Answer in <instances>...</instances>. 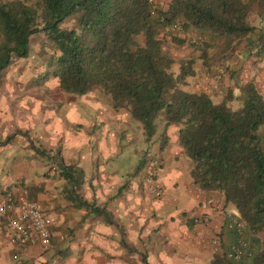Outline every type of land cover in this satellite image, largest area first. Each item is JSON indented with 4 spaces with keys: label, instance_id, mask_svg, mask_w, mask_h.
Returning <instances> with one entry per match:
<instances>
[{
    "label": "trees",
    "instance_id": "16d2710c",
    "mask_svg": "<svg viewBox=\"0 0 264 264\" xmlns=\"http://www.w3.org/2000/svg\"><path fill=\"white\" fill-rule=\"evenodd\" d=\"M263 13L264 0H168L166 8L152 0H0V71L25 58L30 37L42 34L50 68L42 76L55 79L60 91L107 96L113 109H128L146 140L155 135L156 122L178 125L176 144L190 163L193 187L220 195L258 240L254 252L246 248L235 259L220 250L207 264H264V99L250 82L219 104L203 92L182 90L195 75L196 60L208 61L209 48L217 45L216 54H223L253 35L256 54H264V33H255L252 22ZM177 31L202 40V46H189L200 56L174 61L166 53L163 35L187 44L171 34ZM233 100L239 102L235 109L227 106ZM159 136L163 147L166 134ZM57 167L67 201L85 202L77 194L82 170ZM106 223L115 224L107 212Z\"/></svg>",
    "mask_w": 264,
    "mask_h": 264
},
{
    "label": "crops",
    "instance_id": "0c3cea01",
    "mask_svg": "<svg viewBox=\"0 0 264 264\" xmlns=\"http://www.w3.org/2000/svg\"><path fill=\"white\" fill-rule=\"evenodd\" d=\"M152 2L162 6L160 0ZM165 2L164 8L168 0ZM255 24V33H264V13L260 24ZM257 48L258 42L252 35L228 52L217 55V50L214 51L216 59L231 60L227 68L220 69L223 82L214 93L235 94L240 85L252 80L264 95V54H256ZM200 73L192 86L202 81L198 82L201 91L213 94L208 86L210 77H215L217 72L207 66ZM90 107L93 112L99 111L96 104ZM76 109L72 107L63 117L70 126L83 124L80 130L71 132L60 126L59 119L51 121V116L41 119V124L65 141L58 154L61 162L50 157L41 146L34 151L25 144L21 148L26 155L14 161L13 173L4 166L1 168L4 176L0 201L6 193H13L24 194L27 200L36 202L49 220L51 242L46 251L33 243L18 252L0 235V264H142V261L145 264H206L213 253V241H217L218 251L228 252L238 240L244 241L248 251H256L258 240L245 230L233 227V221H239L236 211L224 206L220 195L201 193L193 187L188 178L189 164L176 144L175 135L168 136L163 148H156L157 158H152L147 169L141 170L143 177L138 176L139 172L130 177V166L123 172L112 162L105 164L109 153L116 152V135L112 137L104 124L81 116ZM95 123L102 128L98 134L93 130ZM74 149L76 155L66 161L63 150ZM92 151L102 155V162L96 161L95 168L87 172L82 164L86 159L90 164L93 162ZM123 151L136 158L140 150L125 147ZM33 154L48 158L54 167L64 168L66 164L80 168L83 176L77 194L85 202L67 201L59 168H49L40 176L15 169L17 165L29 169ZM207 201L216 206L202 208ZM106 212L116 225L106 223Z\"/></svg>",
    "mask_w": 264,
    "mask_h": 264
},
{
    "label": "rangeland",
    "instance_id": "374dc122",
    "mask_svg": "<svg viewBox=\"0 0 264 264\" xmlns=\"http://www.w3.org/2000/svg\"><path fill=\"white\" fill-rule=\"evenodd\" d=\"M160 2L162 4L161 8H164L166 5L165 0H160ZM254 21L257 25L260 24L259 18L255 17L252 21L253 25L255 24ZM171 34L177 38L185 39L187 42L185 45H177L171 41L169 35L162 36L164 40L163 48L174 61L186 59L188 57L197 58L200 56V50L189 47L190 43L201 45L202 40H199L197 36L193 33L184 35L178 31ZM43 39L42 34H36L30 37L27 56L25 58L12 60L9 66L0 71V185H2L3 181L1 177L4 176V174H2L4 171L1 169L2 166L5 167L6 171L13 173L14 161L25 157L26 153L23 152L21 145L25 146L26 144L27 148H31L34 151L37 147L39 148V146H41L46 149L45 151L53 159L60 154V147L65 142L63 137L55 135L52 133V129L49 130L44 124H41V119H44V116H51V121H54V118L59 119L61 121L60 126L67 130L70 129L71 132H73L74 129L80 130L82 126H84L83 124L76 125V123L70 126L64 121L63 115L74 106L77 108L78 114L84 117H91L94 121H99L104 124L106 132L111 131L112 137L116 135L117 144L114 146L116 152L109 153L110 155L106 158L105 164L108 165L109 162H112L114 165L116 164L119 169H123V172L130 166V173L128 174L130 177L133 174V170L141 164L142 167L138 170V176H141V170H146L150 164V160L152 158H157L155 153L157 152L156 148H163L165 146H160L161 139L159 135L165 132L167 141L169 135L176 136L179 126L171 124L164 127L163 124L156 122L155 135L149 140H146L140 123L130 118L128 109H113L111 101L107 96L97 91L85 95H70L63 93L57 88L55 79H52V77L48 75L42 76L46 71L50 72V68H46L49 49L42 47ZM215 50H217L216 47L206 50V56L209 58L207 62H203V60L200 59L196 60L193 69L197 78H194L195 76L188 78L186 80L187 85L183 87L182 90L185 92H203L198 84V82L202 83V81H198L193 86L192 82L199 79L201 74L200 71L203 72V69H206L207 66L208 68L212 67V71H216L217 75H215V77H210L208 87L211 88L210 90H213V94L207 95L213 104H219L224 95L220 96L218 93H214V90H218L216 88L221 86L223 82L222 78H220L222 76L220 69L227 68L231 60L230 58H226L225 61L223 58L216 59L214 57ZM172 70L176 72L177 66L174 65ZM249 82L254 86L252 80H249ZM255 90L264 99V95L256 88ZM237 96L238 91L234 94V98ZM90 104L98 105L99 111L93 112ZM227 106L235 109L239 106V102L233 100L231 103H228ZM100 129L102 128L95 123L93 130L98 134ZM113 130L115 132H113ZM125 147L126 150H142V153L139 151L137 157L133 158L134 156L127 155V153L123 151ZM83 153H86V151ZM75 155L76 149L70 151L63 150V156L66 161H69V159L73 158ZM23 159L28 162L26 158ZM90 159L93 161L91 164L88 159L82 164V168L87 172L95 168L96 161L102 162V155L99 154L98 151H92ZM184 159L188 162L190 167L188 159ZM29 161L31 165L29 169L24 170L21 165H17L15 169L18 168L19 171L23 173L26 172L32 176L34 172H36L40 176L42 172H47L49 168H58L56 166L54 167L48 158L45 159L37 154H33V157ZM73 162H75V160H73ZM40 163L46 166L45 170ZM64 166H66V164H64ZM137 173H135V175ZM125 178L127 179L126 175ZM52 181H54V179ZM228 209L234 210L232 205H228ZM207 263L208 262H206V264Z\"/></svg>",
    "mask_w": 264,
    "mask_h": 264
},
{
    "label": "built area",
    "instance_id": "2783aa9c",
    "mask_svg": "<svg viewBox=\"0 0 264 264\" xmlns=\"http://www.w3.org/2000/svg\"><path fill=\"white\" fill-rule=\"evenodd\" d=\"M207 205H215L214 202H205L202 208ZM196 223V219H194ZM49 220L42 212L36 202L26 199L24 194L6 193L0 201V235L20 252L25 247L36 243L46 251L50 247ZM233 227L244 231L245 225L239 221H233ZM213 251L219 250L217 241L212 242ZM247 245L244 241L238 240L229 250L235 259L244 254Z\"/></svg>",
    "mask_w": 264,
    "mask_h": 264
}]
</instances>
